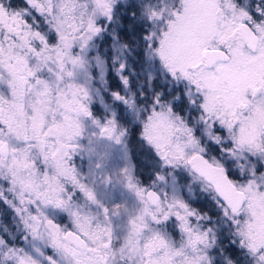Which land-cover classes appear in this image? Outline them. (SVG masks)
I'll use <instances>...</instances> for the list:
<instances>
[{
	"label": "snow or ice",
	"instance_id": "obj_1",
	"mask_svg": "<svg viewBox=\"0 0 264 264\" xmlns=\"http://www.w3.org/2000/svg\"><path fill=\"white\" fill-rule=\"evenodd\" d=\"M0 216V264H264V0H0Z\"/></svg>",
	"mask_w": 264,
	"mask_h": 264
},
{
	"label": "trees",
	"instance_id": "obj_2",
	"mask_svg": "<svg viewBox=\"0 0 264 264\" xmlns=\"http://www.w3.org/2000/svg\"><path fill=\"white\" fill-rule=\"evenodd\" d=\"M145 162H138V165L141 166V170L144 171V168L142 167L143 165H145ZM194 207H198V208H204L205 210H207L208 207V202L206 200H204L203 198H201L196 204L193 205ZM0 220H3V217L0 216ZM5 223L7 222L6 220L4 221Z\"/></svg>",
	"mask_w": 264,
	"mask_h": 264
},
{
	"label": "rangeland",
	"instance_id": "obj_3",
	"mask_svg": "<svg viewBox=\"0 0 264 264\" xmlns=\"http://www.w3.org/2000/svg\"><path fill=\"white\" fill-rule=\"evenodd\" d=\"M134 159L137 163L141 162V165H142V162H145L146 164L149 163L147 157L139 154V150H137V153H136V156L134 157Z\"/></svg>",
	"mask_w": 264,
	"mask_h": 264
}]
</instances>
